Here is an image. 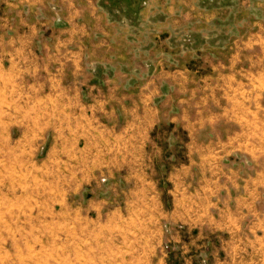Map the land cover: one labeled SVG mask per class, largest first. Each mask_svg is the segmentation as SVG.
<instances>
[{
  "label": "crops",
  "instance_id": "crops-1",
  "mask_svg": "<svg viewBox=\"0 0 264 264\" xmlns=\"http://www.w3.org/2000/svg\"><path fill=\"white\" fill-rule=\"evenodd\" d=\"M256 18L252 31L243 21L201 28L178 59L162 53V64L184 66L154 71L153 43L120 41L131 26L107 19L100 0H0L2 158L49 161L54 174L65 165L78 189L91 174L114 175L112 199H82L90 210L131 207L110 217L112 235L91 236L128 240L113 264H264V7ZM139 51L149 71L135 68ZM191 55L202 66L180 59ZM169 107L183 160L161 189L145 160L163 159L153 133ZM151 217L162 232L117 231Z\"/></svg>",
  "mask_w": 264,
  "mask_h": 264
},
{
  "label": "rangeland",
  "instance_id": "rangeland-1",
  "mask_svg": "<svg viewBox=\"0 0 264 264\" xmlns=\"http://www.w3.org/2000/svg\"><path fill=\"white\" fill-rule=\"evenodd\" d=\"M100 6L105 9L111 22L131 26L130 31L119 33L120 41L136 39L140 47L153 43V69L156 71L161 70V66L170 70L184 66L174 62L162 64V53L168 49L170 60L178 59L180 47L191 48L195 42L201 41L199 30L203 27L209 30V25L220 28L228 22L243 21L249 22L252 31L257 12L264 7V1L100 0ZM125 45L118 43L121 54L126 51ZM136 57L135 68L149 71V58L145 59L140 51ZM180 59H188L186 66L190 68L202 66L196 63L192 55L186 58L181 56ZM122 83L129 81L123 79ZM122 97L129 103L128 92ZM158 100L155 106L159 107L161 98ZM169 108V111L159 112L153 133L163 148V161L159 157L160 160L154 164L145 160L149 169L157 170L161 189L166 187L162 175L183 160V148L179 143L183 135L170 123L176 112ZM168 135L174 136L169 140ZM2 147L0 143V264H113L114 257H120L114 255L126 254L124 247L128 240L114 239L112 236L94 240L91 236L99 231H108L112 235L115 229L112 222L108 223V220H112L110 217H127L131 214V207L124 202L120 206L116 201L111 207L90 210L86 199L82 206L85 197H94L96 203L112 199L114 192L108 187L114 175L91 174V186L78 189L72 185L71 176L65 174V165L57 170L62 174H54L55 168H51L49 161L3 159ZM122 174L125 175L126 171ZM97 181L101 185L95 184ZM88 190L95 193L88 194ZM121 200L125 201L124 198ZM161 203L165 210H170L167 195L161 196ZM140 215L146 219V211H141ZM149 219L148 224L143 221L134 225L123 223L117 231L149 232L153 228L162 232L163 225L153 223L152 217Z\"/></svg>",
  "mask_w": 264,
  "mask_h": 264
}]
</instances>
